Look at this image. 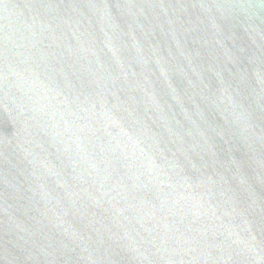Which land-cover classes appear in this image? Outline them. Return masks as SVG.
I'll return each instance as SVG.
<instances>
[{"label":"water","instance_id":"water-1","mask_svg":"<svg viewBox=\"0 0 264 264\" xmlns=\"http://www.w3.org/2000/svg\"><path fill=\"white\" fill-rule=\"evenodd\" d=\"M0 264H264V0H0Z\"/></svg>","mask_w":264,"mask_h":264}]
</instances>
